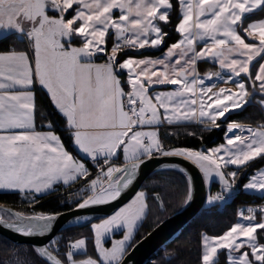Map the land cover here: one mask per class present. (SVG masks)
Instances as JSON below:
<instances>
[{
    "label": "snow or ice",
    "instance_id": "6c2138e0",
    "mask_svg": "<svg viewBox=\"0 0 264 264\" xmlns=\"http://www.w3.org/2000/svg\"><path fill=\"white\" fill-rule=\"evenodd\" d=\"M175 6L181 11L176 31L182 38L162 58L121 62L126 49L165 43L168 33L161 23L170 22L172 0H0V32L14 30L31 42L33 51L31 59L25 51L0 53V190L45 194L57 182L69 186L83 179L86 193L72 201L73 210L80 212L120 198L148 160L176 156L196 164L207 182L218 178L221 191L208 198L211 205L231 195L240 173L252 162L264 161V124L253 128L229 123L225 143L210 149L166 148L159 137L165 123L195 121L219 128L217 121L226 113L253 102L264 107V63L255 74L250 70L253 60L264 59V19L245 26L246 15L264 11V0H175ZM50 10L57 16H49ZM110 30L115 39L108 51ZM241 32L258 43L246 42ZM74 37L80 38V46H73ZM201 41L205 43L198 49ZM97 57L106 60L96 63ZM201 60L218 62L237 90L206 86L205 79L223 77L220 72L201 77ZM125 71L128 91L119 76ZM36 84L47 89L53 106L66 118L79 151L97 162L94 178L86 164L65 149L61 136L36 130ZM160 85L176 87L149 93ZM256 95L261 99L255 100ZM118 152L126 161L123 167L113 163ZM230 167L237 170L227 171ZM243 188L264 193V169H257ZM191 200L190 189L186 203ZM146 208L145 193L139 192L113 215L93 223L101 259H73L74 253L86 252L87 238H80L69 244L68 264H126ZM244 211L240 217L247 223H236L222 235L202 236L201 264H218L220 250L226 252L228 264H264V209L259 210V222L256 209L247 208V216ZM0 212L9 214L0 215V226L27 237L49 233L62 215ZM116 229H124L122 238L105 246L103 238ZM54 245L52 241L35 251L50 264H63L52 254Z\"/></svg>",
    "mask_w": 264,
    "mask_h": 264
},
{
    "label": "trees",
    "instance_id": "16d2710c",
    "mask_svg": "<svg viewBox=\"0 0 264 264\" xmlns=\"http://www.w3.org/2000/svg\"><path fill=\"white\" fill-rule=\"evenodd\" d=\"M174 8L170 14V22L167 25L161 24V27L168 33L165 43L160 47L162 51L169 45L177 42L179 33L176 26L180 18L179 6H175V0H172ZM264 11L257 10L245 17V25L253 19L262 18ZM67 17V16H66ZM111 38H109L108 48H111ZM24 41L20 40L16 35L6 36L0 39V51H9L11 49H25ZM152 51L135 52L126 49L124 54L119 57L120 61L130 55H138ZM100 60L105 57L99 58ZM256 60L253 64V72L258 64ZM208 62H200L199 67H203ZM122 86L127 89L128 84L125 81V72L119 73ZM261 98L255 96V100ZM36 119L40 127L42 124L52 123V128L61 136L65 148L79 157L73 140L66 128L65 121L60 114L50 104V101L43 91L36 88ZM244 122L250 124H264V108L258 103H250L240 109H236L227 113L225 117L220 118L217 123L219 128H209L202 124H181L169 125L159 128V137L166 148H188L192 150L209 149L225 141V133L227 123ZM125 161L119 155L113 160L114 164L122 165ZM264 166V161H254L246 169L240 173V179L235 186V193L223 202H207L204 209L197 214L182 231L164 247L160 248L153 256L148 264H201L202 256V236L204 234L218 236L225 233L233 226L237 219L240 209L255 206L264 203V195L255 192L245 191L243 185L247 183L248 178L257 170ZM237 170L230 167L227 171ZM89 171L93 178L97 173V167L89 164ZM142 190L147 193L148 212L144 220L135 233V242L145 235L150 229L167 216L180 210L187 200L189 192V180L187 175L178 169H163L151 174L144 182ZM221 191L219 181H213L209 187V196L217 194ZM85 181L79 180L69 186L58 184L56 188L46 194L36 195L35 203L31 198H24L18 192H0V203L15 208L17 211L30 215L33 213H55L64 211L74 207L72 201L79 199L85 195ZM209 198V197H208ZM257 218L260 219V211L256 212ZM90 224L82 226H71L64 228L58 232L54 240L60 239L64 242L87 238V250L84 253H78L77 259L86 257H96L94 248L93 233ZM258 234L260 230H258ZM120 233H115L114 237ZM111 239L107 240L109 244ZM261 242H264L262 240ZM51 244V243H50ZM28 247L30 264H50L42 256L38 255L35 247L27 244H15L0 234V264H11V259L15 247ZM54 250V248L52 249ZM66 263L67 257L61 253H57ZM27 255V254H26ZM227 254L224 250L219 251L218 264H228ZM9 261V262H8Z\"/></svg>",
    "mask_w": 264,
    "mask_h": 264
},
{
    "label": "water",
    "instance_id": "95a60500",
    "mask_svg": "<svg viewBox=\"0 0 264 264\" xmlns=\"http://www.w3.org/2000/svg\"><path fill=\"white\" fill-rule=\"evenodd\" d=\"M125 163L126 162L119 167H123ZM170 168L181 170L187 175L188 180L189 177L191 178L189 190L191 189L192 192V200L187 203L185 202L180 210L161 220L135 242L134 249H129L130 254L126 258V264H148L158 250L173 240L207 204L209 194L207 181L199 167L187 158L160 156L148 160L138 170L134 183L114 202L82 210L80 212L74 211L73 207L64 211L49 213L62 215L54 222L51 231L43 236H22L17 234L14 230L9 229L6 225L0 226V234L15 244H27L35 248L48 246L58 232L64 228L90 224L113 214L142 188L144 182L151 174L159 170ZM0 209H10L12 212H19L15 208L3 203H0ZM77 216L80 217L79 220L76 219ZM52 254L60 259L63 264H67L53 250ZM44 259L47 260L46 258ZM48 262L50 263V261Z\"/></svg>",
    "mask_w": 264,
    "mask_h": 264
},
{
    "label": "crops",
    "instance_id": "0c3cea01",
    "mask_svg": "<svg viewBox=\"0 0 264 264\" xmlns=\"http://www.w3.org/2000/svg\"><path fill=\"white\" fill-rule=\"evenodd\" d=\"M179 10H180V9H179ZM48 15H49V16H52V17H55V16H57V13H56L55 11L50 10V11L48 12ZM114 15L118 16V15H119V12L116 11V10H114ZM180 15H181V11H180ZM66 18H68V17H66ZM262 19H264V16H263L262 18H258V19L250 20L249 22L246 23L245 26H247V24L250 23V22H256V21H259V20H262ZM161 24H162V23H161ZM24 27H25L26 29H29V30L31 29V25H30V24H27V23H25ZM111 33H112V30H110L109 35L106 37V39H107V49H108V51L111 50V48H110V49L108 48V42H109V38H110V34H111ZM9 35H16V36H18V38H19L20 40L24 41V43H25V45H26V48H25V49H11V50L25 51V52H27V53L29 54V57H30V59H31V58L33 57V51H32V45H31V42H30L26 37H24V38H26V40H24L23 38H20V36H19L17 33H15L14 30H6V31H2V32H0V36H4V37H6V36H9ZM241 35L244 36L246 42H249V43L257 42V43H258V40H253L252 38L247 37L246 35H244L243 32H241ZM181 38H182V37H181V35L179 34V39L177 40V42H178ZM175 43H176V42H175ZM204 43H205V42L201 41V42L197 45V48H198V49H199V48H202L203 45H204ZM80 45H81V40H80V38H79V37H74V38H73V46H80ZM161 46H162V45H161ZM161 46H158V47H146V48H144V49H138V48H136V49H131V48H130L129 50H132V51H135V52H139V53L142 52V51H152V52L143 53V54H138V55H130V56H128V57H129V58H133V59L162 58V57L164 56V53L166 52L167 48H168L170 45H169L168 47L164 48L162 51H158V52L155 51V50H159ZM9 51H10V50H9ZM6 52H8V51H0V53H6ZM128 57H126V58H128ZM99 58H101V57H97V58L95 59V62H96V63H103V62H105V60H106V59L100 60ZM126 58H125V59H126ZM123 60H124V59H123ZM123 60H122V61H123ZM256 60H259V61H258V64L256 65V67H255V69H254V72H253V64H254V62H255ZM122 61H121V62H122ZM201 61H202V62H208V63L206 64L205 67H199V63H200ZM201 61L198 63V71H199L201 77H204V76H205L206 74H208V73H215V72H220V73H221V76H224L223 79L218 78V77H215V76H213L211 79H205L204 83H205L206 86H209V87L214 86L213 91H218L219 89H221V88H225V87H226V89H232L233 91H236V90H237V84H236L234 81H229V80H228L229 73L223 71L224 69H221V67L219 66L218 62H216V61H212V60H201ZM260 63H264V59H261V57H257L255 60H253L252 65L250 66V70L252 71L253 74H255V72L257 71V69H258ZM125 74H126V79H125V81H126V80H127V73H126V71H125ZM241 79L247 80V77H244V76L242 75V76H241ZM226 80H227L229 83L232 82V83H230V86H228L227 84H226V85H225V84L222 85V84L224 83V81H226ZM126 82H127V81H126ZM127 84H128V83H127ZM121 86H122V85H121ZM175 87H176V86H174V85H160V86H154V88H150V89H149V93L152 94L154 91H171V90H174ZM36 88L39 89L40 91H43V92L46 94V96L48 97V99H49L50 104L52 105V107H53V108L55 109V111H56L58 114H60V115L62 116V118L64 119V121H65L64 128H66V118H65V117H64V116H63V115H62V114H61V113H60V112H59V111L53 106L52 101H51V99H50V94L48 93L47 89L41 87L39 84H36V85L34 86V88L32 89L33 92H34V104H35L34 121H35L36 130H37V131H49V130H52V131L55 132V134L59 135V134H58L53 128L49 129V128L47 127L48 124H51V125H52V123L42 124V125H40V127H39L38 124H37V119H36ZM124 90H125V91L130 90V86H129V84H128V88H127V89L124 88ZM248 90H249V92H252V88H251V87H249ZM226 114H227V113H226ZM232 122H235V121H232ZM232 122H229V123H232ZM229 123H227V125H228ZM235 123H239V124H242V125L251 126V127H253V128L259 126V125L254 126V125H252V124H250V123H244V122H235ZM181 124H197V125H199L200 123L195 122V121H190V122H182V123H180V124H174V125H181ZM163 126H169V125L165 123V124L162 125L161 127H163ZM161 127H160V128H161ZM66 129H67V128H66ZM229 135H231V134H229ZM244 135H247V133L245 132ZM59 136H60V135H59ZM62 142H63V141H62ZM223 143H225V141H224ZM223 143H220V144H223ZM63 144H64V143H63ZM220 144H218V145H220ZM73 145H74L75 150L77 151L79 157L76 156L74 153H72V152L69 151L70 154H72L74 157L80 159L81 162H84V163L86 164V166L89 168V162H88V160H89L90 158L87 157V156H86L84 153H82L81 151H79L78 147H77L74 143H73ZM218 145H216V146H218ZM216 146H214V147H216ZM65 149H66V148H65ZM209 149H210V148H209ZM66 150H67V149H66ZM67 151H68V150H67ZM118 153H119V152H118ZM119 155H120V156L122 157V159L125 161L124 156H123V153H119L115 158H117ZM115 158H114V159H115ZM125 162H126V161H125ZM114 165H115V166H119V165H117V164H114ZM260 169H264V166H263L262 168H260ZM212 182H213V181H212ZM58 184H62V185H64L62 182H57L56 184H54L52 190H54ZM207 184H208V183H207ZM210 184H211V183H210ZM64 186H65V185H64ZM85 189H86V188H85ZM52 190H50V191H52ZM50 191H48V192H50ZM0 192H18V193H20L24 198H31V197H33V195H35V196H36V195H42V194L22 193V192H19V191H13V190H0ZM48 192H47V193H48ZM139 192H144V193H145V196H146V204H147V193H146V191L140 189L137 193H139ZM254 192L257 193L256 191H254ZM137 193H136V194H135V195H134V196H133V197H132L127 203H126V204H124L123 206H126L128 203H130V202L136 197ZM45 194H46V193H45ZM257 194H259V193H257ZM259 195H264V194H259ZM123 206H121V207H123ZM121 207H120V208H121ZM147 212H148V204H147V208H146V210H145V216L147 215ZM114 213H115V212H114ZM114 213H113V214H114ZM113 214H111V215H113ZM111 215H109V216H107V217H110ZM261 215H262V214H261ZM145 216H144V218H145ZM107 217H104V218H107ZM104 218L92 222L91 225H92L93 223H99V222H101ZM144 218L138 223V227L140 226V224L142 223V221L144 220ZM91 225H90V228H91ZM91 230H92V228H91ZM92 233H93V230H92ZM115 233H120V235L114 237V234H115ZM123 234H124V229H116V230H114V232H111V233L107 234V235L103 238V243L105 244V246L110 247V246H111V243H112L114 240L121 239L122 236H123ZM109 239H111V241H110L109 244H107V240H109ZM93 240H94V233H93ZM94 248H95V252H96V257H91V258H94V259H97V260L101 259V258L99 257L98 251H97V249H96V247H95V244H94ZM86 250H87V244H86ZM82 253H84V252H82ZM76 254H78V253H75L74 255H76ZM87 258H89V257H86V258H83V259H77V258H75V256H73V259H75V260H77V261L85 260V259H87ZM67 264H68V260H67Z\"/></svg>",
    "mask_w": 264,
    "mask_h": 264
},
{
    "label": "rangeland",
    "instance_id": "374dc122",
    "mask_svg": "<svg viewBox=\"0 0 264 264\" xmlns=\"http://www.w3.org/2000/svg\"><path fill=\"white\" fill-rule=\"evenodd\" d=\"M16 37H18V36H16ZM129 58V57H128ZM127 59V58H126ZM206 66V64H204L203 65V67H205ZM222 69V68H221ZM223 71H225V72H228L226 69H224ZM222 77H224V76H222ZM127 81V80H126ZM230 83H232V82H230ZM230 83L226 80V81H224V83L222 84V85H228V86H230ZM130 86V85H129ZM123 87V86H122ZM124 88V87H123ZM225 89H226V87H225ZM259 99H261V98H258L257 100H259ZM264 108V107H263ZM252 125H254V126H256V125H262V124H252ZM119 154V153H118ZM117 154V155H118ZM229 172H231V171H229ZM212 181H218V178H213L212 179ZM212 181L211 182H207L208 183V187H210V183H212ZM237 184V183H236ZM244 189V188H243ZM247 191H251V190H247ZM253 192L255 191V190H252ZM257 192V191H256ZM233 193H235V188H234V190H233V192L231 193V195H233ZM257 193H259V192H257ZM259 194H264V193H259ZM214 195H216V194H214ZM214 195H210V196H214ZM230 195V196H231ZM209 196V197H210ZM230 196H228V197H230ZM247 208H253V209H256L257 211H259L260 209H264V203L263 204H260V205H255V206H248V207H245V208H242V209H240V211H239V214H238V219H237V221H236V223H247L246 221H243L242 219H241V217H240V212H241V210H245L244 211V215L245 216H247V215H249V213L246 211V209ZM256 211V212H257ZM261 213V212H260ZM0 215H4L6 218H8V216H9V214L8 213H3V212H0ZM255 215H256V221L257 222H259L260 220H261V218L260 219H258L257 218V214L255 213ZM260 217H261V215H260ZM235 223V224H236ZM234 224V225H235ZM224 234V233H223ZM204 235H207V234H204ZM207 236H209V237H215V236H211V235H207ZM28 250H29V248L28 247H15V250H14V253H13V257H12V259H11V264H30V263H28V260H26V259H28V255H29V252H28ZM27 254V255H26ZM9 262V261H8ZM4 264H5V262H4Z\"/></svg>",
    "mask_w": 264,
    "mask_h": 264
},
{
    "label": "built area",
    "instance_id": "2783aa9c",
    "mask_svg": "<svg viewBox=\"0 0 264 264\" xmlns=\"http://www.w3.org/2000/svg\"><path fill=\"white\" fill-rule=\"evenodd\" d=\"M110 38L112 40V42H111V47H112L114 39H115V37H114V35L112 33L110 34ZM23 39L26 40V38H23ZM89 163H91L94 166H97V162L96 161H92L91 159H89ZM54 241H55V245H54L53 248L55 249V251L57 253H61V254L65 255V256H66L67 252L70 250L69 249V244L75 242V240H71L69 242H64V241H61L60 239H57V240H54Z\"/></svg>",
    "mask_w": 264,
    "mask_h": 264
}]
</instances>
